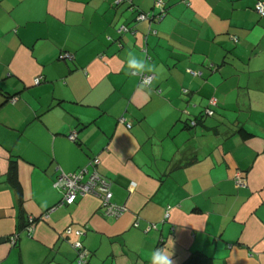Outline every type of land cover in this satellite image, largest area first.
<instances>
[{
  "label": "crops",
  "instance_id": "0c3cea01",
  "mask_svg": "<svg viewBox=\"0 0 264 264\" xmlns=\"http://www.w3.org/2000/svg\"><path fill=\"white\" fill-rule=\"evenodd\" d=\"M161 1L0 0V264H264V0ZM94 157L117 217L59 204Z\"/></svg>",
  "mask_w": 264,
  "mask_h": 264
},
{
  "label": "built area",
  "instance_id": "2783aa9c",
  "mask_svg": "<svg viewBox=\"0 0 264 264\" xmlns=\"http://www.w3.org/2000/svg\"><path fill=\"white\" fill-rule=\"evenodd\" d=\"M128 1L131 0H116L115 4L118 5ZM159 1L162 2L161 0ZM254 9L260 16H264V2L257 1L254 5ZM164 15L165 14L162 12L156 15L151 13L140 12L137 15L136 19L138 21H143L146 19L160 21ZM119 30L126 31L127 28L122 25L120 26ZM61 57L63 59H72L73 55L69 52H64L62 53ZM139 79L142 85L149 86L152 81V75L141 73L139 74ZM38 82L39 79H36L35 83ZM14 99L12 98L11 100ZM205 112L207 115L212 114V111L210 109H206ZM126 126L129 127L130 124L127 123ZM69 138L71 140H75L76 134L72 132L69 135ZM99 163V159L97 157H94L93 159H91L87 166L80 168L75 172L65 173L61 171L57 175L56 179L53 181V186L58 189L61 193V200L59 202L60 205H71L76 201L78 197L92 195L100 200L101 208L103 210L104 215L117 217L122 214V212L124 211V207L112 202V182L110 179L102 176L101 173L98 171L97 166L99 165ZM235 180L237 185H245L244 178L242 177L240 172L236 173ZM29 222L31 223L29 229H31L32 225L34 224L33 218L29 219ZM150 226H148L146 230H149L151 228ZM153 227L155 226H152V228ZM72 231H74L76 234H81L82 232L79 229L75 230L72 227H67L64 233L68 235L72 233ZM73 247L76 250L78 263L86 264L90 256V252L82 246L80 241L74 242Z\"/></svg>",
  "mask_w": 264,
  "mask_h": 264
},
{
  "label": "clouds",
  "instance_id": "9594fccd",
  "mask_svg": "<svg viewBox=\"0 0 264 264\" xmlns=\"http://www.w3.org/2000/svg\"><path fill=\"white\" fill-rule=\"evenodd\" d=\"M129 67L138 72L151 71V68H146L143 60L130 59L128 61ZM151 264H173L171 247L169 249L159 248L154 249L151 254Z\"/></svg>",
  "mask_w": 264,
  "mask_h": 264
},
{
  "label": "trees",
  "instance_id": "16d2710c",
  "mask_svg": "<svg viewBox=\"0 0 264 264\" xmlns=\"http://www.w3.org/2000/svg\"><path fill=\"white\" fill-rule=\"evenodd\" d=\"M119 5V4H118ZM162 13L165 14V11H161ZM159 12V13H161ZM140 12H137L136 13V16L135 18L137 17V15L139 14ZM158 13V14H159ZM125 26V25H124ZM126 27V26H125ZM127 30L126 31H133V29H130L128 27H126ZM206 109H210L212 111V114H213V105H210L209 108H206ZM211 114V115H212ZM210 116V115H208ZM196 123L194 120L190 121V125ZM9 181L14 183L16 190H17V193L19 194L20 193V189L19 187L17 186V178H16V164L13 160L10 161V166H9ZM20 195V194H19ZM35 222V219H33V223ZM31 226V223L29 221H27V224L24 228L26 227H30ZM183 264H211L210 263V260L209 258L205 257V256H202V255H194L192 256L191 258H189L186 262H184Z\"/></svg>",
  "mask_w": 264,
  "mask_h": 264
}]
</instances>
